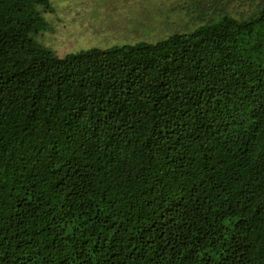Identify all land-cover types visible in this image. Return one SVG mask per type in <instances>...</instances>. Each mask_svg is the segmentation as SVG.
<instances>
[{
    "label": "trees",
    "instance_id": "trees-1",
    "mask_svg": "<svg viewBox=\"0 0 264 264\" xmlns=\"http://www.w3.org/2000/svg\"><path fill=\"white\" fill-rule=\"evenodd\" d=\"M52 10L0 0V264H264V0L64 57Z\"/></svg>",
    "mask_w": 264,
    "mask_h": 264
},
{
    "label": "rangeland",
    "instance_id": "rangeland-1",
    "mask_svg": "<svg viewBox=\"0 0 264 264\" xmlns=\"http://www.w3.org/2000/svg\"><path fill=\"white\" fill-rule=\"evenodd\" d=\"M40 40L58 57L91 48L156 42L183 30L189 0H50ZM186 28V26H185Z\"/></svg>",
    "mask_w": 264,
    "mask_h": 264
}]
</instances>
